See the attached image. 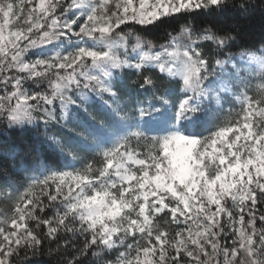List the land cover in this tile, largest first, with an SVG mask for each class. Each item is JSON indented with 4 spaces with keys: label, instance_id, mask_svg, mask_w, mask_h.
<instances>
[{
    "label": "snow or ice",
    "instance_id": "obj_1",
    "mask_svg": "<svg viewBox=\"0 0 264 264\" xmlns=\"http://www.w3.org/2000/svg\"><path fill=\"white\" fill-rule=\"evenodd\" d=\"M256 12L264 0H0V120L34 137L0 145L19 173L0 168L16 193L0 264H264V39L242 43Z\"/></svg>",
    "mask_w": 264,
    "mask_h": 264
},
{
    "label": "trees",
    "instance_id": "obj_2",
    "mask_svg": "<svg viewBox=\"0 0 264 264\" xmlns=\"http://www.w3.org/2000/svg\"><path fill=\"white\" fill-rule=\"evenodd\" d=\"M184 13H181L180 15H183ZM191 15H196V13H192ZM199 19H203V17H199ZM171 31V29H169ZM156 40L157 43H163L167 44L168 39L164 35V31L161 30L157 36L151 37ZM261 39H264V22H262L260 18L259 12H256L248 17V19L244 22V28H243V35H242V43L244 44H256ZM132 74L127 73L126 78L130 77ZM29 86L32 87L35 90V86L29 82ZM5 121L0 120V133L3 135L0 136V145H3L5 143H11L12 139H15L18 144L22 146L30 145L34 137L32 133H26L23 136L18 135L17 133L20 130H17V133H11V130L5 131ZM11 134L10 139L5 141L4 137H7ZM20 156L17 157V163H19ZM0 168H3L7 171L8 175L12 177L13 179H19V173L15 172L11 167V162L8 160H0ZM0 194L3 196V201L0 203L3 205L5 202L9 203V213L4 215V210H2V215L6 218L11 216L13 214V208H14V197L16 195L15 192H12L10 189H5L2 185V182H0ZM50 211V210H48ZM48 214V212H46ZM45 213V214H46ZM34 223V222H33ZM259 226V221H258ZM42 261V264H54V261L48 256H44L40 258Z\"/></svg>",
    "mask_w": 264,
    "mask_h": 264
},
{
    "label": "rangeland",
    "instance_id": "obj_3",
    "mask_svg": "<svg viewBox=\"0 0 264 264\" xmlns=\"http://www.w3.org/2000/svg\"><path fill=\"white\" fill-rule=\"evenodd\" d=\"M12 28H15L16 27V25H12L11 26ZM49 47H51V46H49ZM39 49H32V50H30L29 51V53L27 54V56H26V59H35L36 58V56H34L33 55V53H39ZM150 54H155V50H153V52L152 53H150ZM152 64H153V75H157V76H166L167 74L166 73H160L159 72V68H158V66L156 65V62H152ZM167 66V65H166ZM63 71V70H62ZM231 71H233V69H231V66L229 65V66H227V70H226V74H229ZM127 73H130V74H132L130 77H134L135 76V74L133 73V72H130V71H126L124 74H125V77H126V74ZM127 79V78H126ZM180 78L179 77H171L170 78V80H172V81H178ZM253 81H254V84L255 85H259L260 83H264V78H262L260 75H259V70L258 69H254V75H253ZM172 88L173 89H175V91H176V94L175 95H173L172 97H171V99L169 100V103L171 104V103H177V101L179 100V99H182V98H184L183 97V95L181 94V92H180V88H182V83L179 85V86H177L176 84H172ZM105 98H107V94H105ZM58 103V102H57ZM234 111H239V105H238V103L236 104V107L234 108ZM224 117L225 118H228V108H225V113H224ZM242 131H243V129H242ZM230 138H231V135H230ZM99 158H97V160H98ZM89 163H93V165L94 166H96V163H97V161H93V160H89L88 161ZM78 167H80V166H82V165H80L79 163H78V165H77ZM2 201H3V196L0 194V203H2ZM8 207H9V203H7V202H5L3 205H1L0 204V220H3V219H5L6 217L5 216H3L2 215V210H4V215L5 214H8L9 213V209H8ZM45 215H47V213L45 214ZM164 216V214L162 213V214H160V217H158V219H160L161 217H163ZM247 219V218H246ZM257 226H258V222H257ZM172 227H175V225H172ZM151 258V257H150Z\"/></svg>",
    "mask_w": 264,
    "mask_h": 264
},
{
    "label": "clouds",
    "instance_id": "obj_4",
    "mask_svg": "<svg viewBox=\"0 0 264 264\" xmlns=\"http://www.w3.org/2000/svg\"><path fill=\"white\" fill-rule=\"evenodd\" d=\"M187 150V146L178 142L176 145H175V151L178 153V154H182L183 152H185Z\"/></svg>",
    "mask_w": 264,
    "mask_h": 264
}]
</instances>
